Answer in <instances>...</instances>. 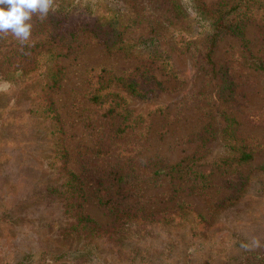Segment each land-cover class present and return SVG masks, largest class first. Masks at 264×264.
<instances>
[{"label": "rangeland", "instance_id": "1", "mask_svg": "<svg viewBox=\"0 0 264 264\" xmlns=\"http://www.w3.org/2000/svg\"><path fill=\"white\" fill-rule=\"evenodd\" d=\"M236 2L54 0L0 36V264H264V0L204 59Z\"/></svg>", "mask_w": 264, "mask_h": 264}, {"label": "trees", "instance_id": "2", "mask_svg": "<svg viewBox=\"0 0 264 264\" xmlns=\"http://www.w3.org/2000/svg\"><path fill=\"white\" fill-rule=\"evenodd\" d=\"M246 1H248V0H237V2L235 4L227 7L224 11H222L218 15V17L215 19V21L213 22L212 30H211V32H210V34L208 36V40H209L208 48H207L206 53L204 54L205 62L207 64H210L212 67H214L213 54H214V51L216 49L217 42H218L219 38L224 33L230 32V31H235L237 33H240V32L243 33V25L242 24H234V23H232L230 18H231V14L232 13H234L236 11L238 12V10L239 11L242 10L243 7H241V5L244 2H246ZM245 7H248L247 3L245 5ZM243 15H244L243 21L247 20L248 16H245V14H243ZM244 27H245V25H244ZM224 74H225V77H226L227 76V72L224 71ZM148 78L152 79L153 77L148 76ZM110 80H115L117 83L125 84L130 89L136 91L135 92L136 94H143V92L141 90H137L138 86H137L136 82L133 81V80L126 81V80H124L123 78H120V77H110L106 81L109 82ZM227 84H228V82H227ZM93 99H94V101H96L98 103L103 101V98L101 96H99V95H95L93 97ZM229 125L234 126V128H235V122L233 120H230ZM213 135H214V133L210 132L209 136L207 135V138H210ZM253 157H254V153H253L252 149H250L246 145H244V147L240 148L239 151L234 152L230 156V158H228V160H229V163H232V164H243V163L251 161L253 159ZM158 173L166 174V175L168 174L171 177L174 176V180H176L178 175H181L182 173H184V169L181 166H175V167L172 166L167 171H165V170H163L161 168V170ZM124 175H123V177H124ZM121 177L122 176L119 175V177L115 178V179L123 181ZM123 182L126 183V181H123ZM102 192L104 193L103 194V199H106V200H104V202L107 205H110V201L108 200V197H109L108 188H105L104 190H102ZM110 206H112V203H111ZM81 221H86V223H88V224L93 223V221L89 220L87 217H81Z\"/></svg>", "mask_w": 264, "mask_h": 264}, {"label": "clouds", "instance_id": "3", "mask_svg": "<svg viewBox=\"0 0 264 264\" xmlns=\"http://www.w3.org/2000/svg\"><path fill=\"white\" fill-rule=\"evenodd\" d=\"M53 5L54 0H0V36L10 32L21 44L25 43L31 35L33 14L47 17ZM253 244L259 246V241L253 240Z\"/></svg>", "mask_w": 264, "mask_h": 264}]
</instances>
